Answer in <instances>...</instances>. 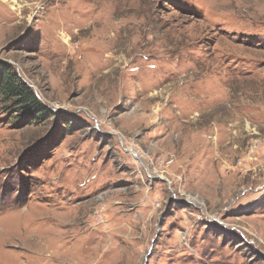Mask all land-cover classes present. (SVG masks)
I'll list each match as a JSON object with an SVG mask.
<instances>
[{
    "label": "rangeland",
    "instance_id": "1",
    "mask_svg": "<svg viewBox=\"0 0 264 264\" xmlns=\"http://www.w3.org/2000/svg\"><path fill=\"white\" fill-rule=\"evenodd\" d=\"M2 63L0 264H264V0H0Z\"/></svg>",
    "mask_w": 264,
    "mask_h": 264
},
{
    "label": "trees",
    "instance_id": "2",
    "mask_svg": "<svg viewBox=\"0 0 264 264\" xmlns=\"http://www.w3.org/2000/svg\"><path fill=\"white\" fill-rule=\"evenodd\" d=\"M0 94L5 101L10 100L21 114L34 117L37 123L51 116L50 110L40 103L32 88L11 71L7 63L0 65Z\"/></svg>",
    "mask_w": 264,
    "mask_h": 264
}]
</instances>
